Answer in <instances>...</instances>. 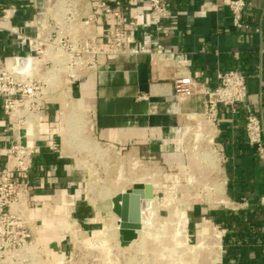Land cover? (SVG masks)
Returning a JSON list of instances; mask_svg holds the SVG:
<instances>
[{"label":"crops","instance_id":"obj_1","mask_svg":"<svg viewBox=\"0 0 264 264\" xmlns=\"http://www.w3.org/2000/svg\"><path fill=\"white\" fill-rule=\"evenodd\" d=\"M123 1L127 15L138 22L147 20V0ZM245 1L244 25L237 26L230 0H168L170 14L164 24L169 30L160 39L167 49L180 54L178 63L166 66L152 63L147 54H119L67 92L81 100L97 141L167 164L179 162L170 146L182 142L179 129L186 124L185 114L203 108L198 97H174L175 77L190 74L215 88L219 71L235 69L247 76L245 100L218 110L216 138L223 149L220 197L216 204L200 201L189 213L190 223L199 225L205 218L219 229L221 264H264V162L245 134L247 114H257L264 123V0ZM48 4L49 0H0L2 55L17 50L14 35L5 28L7 18L34 34L36 21ZM13 6L16 11L11 16ZM106 23L101 22V31ZM144 31L140 26L128 29L130 45L138 44ZM66 103L57 97L47 107L44 124L56 132H60L63 112L73 111ZM10 139L8 119L0 105V169ZM54 141L39 142L28 177L30 214L41 223L37 244L56 263L71 241L65 228L81 222L93 234L99 211L83 196V177L58 135Z\"/></svg>","mask_w":264,"mask_h":264},{"label":"built area","instance_id":"obj_2","mask_svg":"<svg viewBox=\"0 0 264 264\" xmlns=\"http://www.w3.org/2000/svg\"><path fill=\"white\" fill-rule=\"evenodd\" d=\"M147 2L144 22L126 14L123 0H49L36 21L34 34L12 23L10 16L7 18L5 28L14 35L17 50L10 56L0 53V105L11 134L0 169L1 264H23L28 260L38 264L44 256L52 260L49 253L37 247L39 221L30 214L32 185L28 177L39 142L46 139L54 143L55 135L62 141L60 132L44 124L50 101L57 97L65 98L66 104L79 101L68 96V87L99 71L119 54H147L152 63L166 66L179 62L180 54L167 49L160 39L169 30L164 24L170 14L168 0ZM246 5L245 0L229 2L237 26L244 25L241 15ZM10 11L12 16L16 8L10 7ZM103 20L107 22L105 31L100 28ZM135 26L146 31L138 44L130 45L133 40L127 30ZM148 27L151 29L147 31ZM217 78V86L210 88L190 74L175 77L174 97H198L203 108L185 114L186 124L179 129L182 142L170 146L171 150L185 149L189 139L194 148L207 149L214 161L222 163L223 149L216 138L218 110L245 100L247 76L230 69L219 71ZM76 110L85 111L83 105ZM84 117L90 124L87 115ZM245 132L248 143L264 162L262 118L247 114ZM68 230L70 226L64 232ZM30 245L32 251L27 252Z\"/></svg>","mask_w":264,"mask_h":264},{"label":"rangeland","instance_id":"obj_3","mask_svg":"<svg viewBox=\"0 0 264 264\" xmlns=\"http://www.w3.org/2000/svg\"><path fill=\"white\" fill-rule=\"evenodd\" d=\"M66 105L73 111L67 109L61 116L62 147L79 168L83 177L80 188L99 211V223L93 234L81 222L73 223L65 232L71 241L63 257L55 263L44 256L38 264H221L216 226L205 218L199 225L189 219L194 205L200 201L216 204L219 199L223 188L221 163L214 161L207 149L194 148L189 139L185 149L174 150L179 162L167 164L101 143L85 122V111H74L79 109L78 101ZM66 114L72 120L69 142L63 129ZM137 181L153 188V214L150 221L141 219L137 238L122 245L120 216L112 210V198ZM30 262L23 264H35Z\"/></svg>","mask_w":264,"mask_h":264},{"label":"water","instance_id":"obj_4","mask_svg":"<svg viewBox=\"0 0 264 264\" xmlns=\"http://www.w3.org/2000/svg\"><path fill=\"white\" fill-rule=\"evenodd\" d=\"M150 184L142 182L133 183L131 188L116 193L113 198L112 209L122 219L120 222V239L122 245H127L137 238V229L140 228L141 198L152 196Z\"/></svg>","mask_w":264,"mask_h":264},{"label":"bare ground","instance_id":"obj_5","mask_svg":"<svg viewBox=\"0 0 264 264\" xmlns=\"http://www.w3.org/2000/svg\"><path fill=\"white\" fill-rule=\"evenodd\" d=\"M78 103L80 104L79 105V108L80 107H82V102H81V100H79L78 101ZM73 118V117H72ZM71 120V119H70ZM70 120H69V115H65L64 117H63V122H64V125H63V129L65 130V132H67V136H69V137H67V141L69 142V140H71V137H72V135L73 134H71L72 133V131H70V129H69V123H70ZM72 121V120H71ZM73 130V129H72ZM88 140H89V138H88ZM137 182H140V181H137ZM143 183V182H142ZM145 184V183H144ZM152 187V186H151ZM125 190V189H124ZM124 190H122V191H124ZM152 191H153V188H152ZM151 202H152V200H151V196L150 197H142L141 198V207H140V228H141V226L143 225L142 223H141V219H143V218H145L146 219V221H147V218L149 219V218H151V216H152V214H153V212H152V207H150V204H151ZM113 210V209H112ZM114 212V211H113ZM121 217H120V222H121ZM145 221V220H144ZM143 221V222H144ZM149 221H150V219H149ZM139 228V229H140ZM139 229H137V230H139ZM98 232V231H97ZM97 233H95L94 235H96ZM97 237V236H96ZM102 242V241H101ZM93 243V242H92ZM91 243V244H92ZM96 243V242H95ZM98 244H99V242H98ZM29 247H31V248H33V246H29ZM29 247H27V252H31V250H30V248Z\"/></svg>","mask_w":264,"mask_h":264}]
</instances>
